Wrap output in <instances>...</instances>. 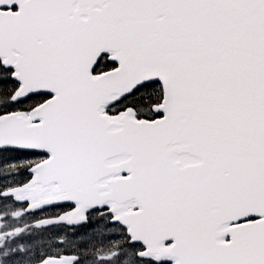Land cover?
Masks as SVG:
<instances>
[{
	"label": "snow or ice",
	"instance_id": "snow-or-ice-1",
	"mask_svg": "<svg viewBox=\"0 0 264 264\" xmlns=\"http://www.w3.org/2000/svg\"><path fill=\"white\" fill-rule=\"evenodd\" d=\"M0 264H264V0H0Z\"/></svg>",
	"mask_w": 264,
	"mask_h": 264
}]
</instances>
